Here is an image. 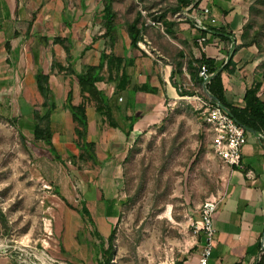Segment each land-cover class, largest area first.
<instances>
[{"label":"rangeland","instance_id":"374dc122","mask_svg":"<svg viewBox=\"0 0 264 264\" xmlns=\"http://www.w3.org/2000/svg\"><path fill=\"white\" fill-rule=\"evenodd\" d=\"M63 1V14L72 23L95 35L104 31L105 0ZM175 5L176 0H114L119 38L129 39L127 24L138 9L158 17ZM251 5L243 29L252 24L250 33L264 56V6L251 11ZM146 38L148 54L166 62L148 33ZM21 87L16 85L17 94ZM171 102L156 122L136 133L119 178L86 199L77 174L93 167V160L74 162L66 151L55 158L23 125L19 100H0V264H98L106 258L101 246H108L113 230L110 264H187L198 255L205 235L196 221L202 204L223 192L228 167L214 154L195 99ZM83 201L94 223L81 216Z\"/></svg>","mask_w":264,"mask_h":264},{"label":"crops","instance_id":"0c3cea01","mask_svg":"<svg viewBox=\"0 0 264 264\" xmlns=\"http://www.w3.org/2000/svg\"><path fill=\"white\" fill-rule=\"evenodd\" d=\"M204 1L203 7L211 6L213 16L217 18V24L210 26L212 32L206 34L204 43L199 41L201 29L194 22L192 9L171 10L163 18L172 22L168 27L174 31V36L165 31L162 21L152 24L149 19L152 20L153 15L150 18L141 9L137 10V15L138 12L142 15L139 25L146 22L144 36L148 33L161 48L162 57L166 59L163 63L140 48L131 47L130 37L119 38V32L111 47L105 29L95 35L91 28L79 27L78 21L72 23L63 14V0H0V85L3 86L0 100L12 97L19 100V115L25 120L23 125L34 136V114L36 111L42 114L47 109L36 73L39 69L49 73L46 67L50 66L51 97L56 103L50 116V127L60 155L63 151L69 155L79 154L75 143L77 122L65 107L69 91H72L73 105L86 102L87 140L95 142L97 156V162L92 161L93 167L77 174L84 184L86 199L96 196V190L119 178L118 167L126 159L134 136L156 122L171 101L183 96L178 91L179 86L193 83L194 92L208 94L204 82L197 85L191 77L186 67L187 59H200L203 55L213 59L217 69L222 70L226 98L234 106L243 107L246 90L256 85H259L257 95L264 101V56L255 43L242 44L248 9L255 0ZM88 23L86 20L84 24ZM57 36L66 38L65 43L71 46L70 61L64 46L53 42ZM103 51H113L116 57L129 59L123 69L129 77L125 89L115 92L113 80L97 83L110 98L117 127L99 120L94 99L87 91L83 97L76 75L86 65L99 64ZM179 51L184 52L182 69L176 64L181 59ZM230 59L232 64L226 66ZM193 65L197 66V63ZM112 70L115 74V67ZM109 71L105 64L103 74L108 76ZM17 84L22 85L19 94ZM136 85H145L155 91L136 90ZM131 128V134L127 136L125 130ZM227 169L223 187L225 196L213 219L216 234L208 264H254L264 252V141L255 132H250L243 150L242 167ZM51 183L54 185L53 180ZM203 246L187 264H199ZM3 264L10 263L5 261Z\"/></svg>","mask_w":264,"mask_h":264},{"label":"trees","instance_id":"16d2710c","mask_svg":"<svg viewBox=\"0 0 264 264\" xmlns=\"http://www.w3.org/2000/svg\"><path fill=\"white\" fill-rule=\"evenodd\" d=\"M113 2L114 0H105V5L103 8V26L105 29V36L109 38L111 47L114 46L118 37V27L116 23L117 14L113 9ZM204 2V0H176V5L174 8H172V10L174 12L186 10L190 6L202 8L203 5H205ZM260 6H264V0H256L250 7L251 11L260 10ZM141 16V12H138L136 18L132 22L127 24V32L130 37L131 47L140 48L138 42L144 37L143 29L145 27L146 22L144 21L141 26L139 25L141 23ZM165 16L166 15L153 17L152 20L156 22V24H158L159 21H162L165 25V31L171 36H174V31L170 30L168 27V25L172 24V22L165 21L163 19ZM30 26H32V22ZM252 27L253 26L251 23H248L244 27L242 32V44L257 43L256 37L252 36V34L250 33V29ZM53 42L60 43L64 46L67 52V59L70 61L72 59L71 46L65 43L66 38L57 36L53 38ZM143 52L146 53L145 51ZM179 53V57H181V59H179L176 64L180 69H182V58L184 56V52L179 51ZM194 62L197 63V66L193 65ZM105 64L110 70L108 76H105L103 74ZM128 64V58L116 57L113 51H111L110 53H106L105 51H103L101 53L99 64L86 65L83 67L81 72L76 73L83 97H86V95H84L86 91L89 92L91 97L95 101V108L97 115L99 116V120L101 122L108 123L113 127H117L118 124L114 121L112 117L110 98L104 90L98 88L97 83L103 80H113L115 82V92H119L125 89L128 84L129 77L123 69ZM215 64L216 63L213 59L207 58L203 55L200 59H187L186 67L191 73V77L196 80V84L200 85L204 82L208 94L218 99L223 105H225L239 122L250 128L254 132H262L264 134V101L260 99V97L257 95L259 85H256L255 87L246 90L244 96L245 104L243 107L234 106L226 98L222 79V70H218ZM230 64H232L231 59L228 61L226 66ZM201 65H206L210 74L216 72L215 74L211 75L208 81H204V79L199 76V69ZM60 67H62L61 64ZM112 67H115L116 69L115 74L112 73ZM36 79L39 90L45 97L44 105L45 107H47V109L42 114H40L38 111H36L34 114V138L36 140L44 141V143L49 147L51 153L55 156V158L62 159L61 155L57 152L54 146L53 132L50 127V116L56 108V103L51 97L52 89L50 87L49 82L50 75L49 73H46L43 69H39L36 73ZM135 89L155 91V89L149 88L145 85H136ZM193 92H190V94H192ZM186 93L187 92H185V94ZM65 107L72 112L73 119L75 122H77V127L75 129L77 139L75 140V143L81 151L78 156L71 153V158L73 159V161L76 162V159L85 158L87 156L89 159H92L94 162H97V156L95 152L96 144L95 142L87 140L88 121L86 114V102L83 101L77 106L73 105L72 91H69ZM131 130L132 128L129 130H125V134L129 136L131 134ZM57 194L61 196L64 200H66L59 190L57 191ZM79 212L86 223H94L91 211L85 201H83V205ZM96 234L101 237V234L98 230L96 231ZM114 237L115 231L113 230L107 238L108 246L105 247V244L102 243L101 251L106 256V258L105 260L100 259L98 261V264H110V260L113 256ZM254 264H264V252Z\"/></svg>","mask_w":264,"mask_h":264},{"label":"built area","instance_id":"2783aa9c","mask_svg":"<svg viewBox=\"0 0 264 264\" xmlns=\"http://www.w3.org/2000/svg\"><path fill=\"white\" fill-rule=\"evenodd\" d=\"M189 9L194 10V22L201 29L199 41L200 43H204L207 40L206 34L212 32L210 26L217 24V18L213 16L211 6L202 8L190 6L188 7ZM150 22L156 24V22ZM158 24L160 23L158 22ZM138 45L140 49L149 53L147 46L150 47V45L146 36L138 42ZM199 75L204 81H208L212 74L208 72L206 65H201ZM178 91L183 95L181 98H194L198 104V108L203 109L205 122L211 132L212 148L218 160L231 169H234V167H242L243 150L248 142L249 133L254 131L239 122L231 111L218 99L209 94L202 95L193 92V83L182 84L179 86ZM191 91L193 92L192 94H190ZM185 92L187 93L185 94ZM255 133L264 141V134L262 132ZM224 196L225 193L222 192L220 195H215L207 199L202 204L200 219L196 221L198 229L205 235V244L201 251L199 264H208L213 252L216 234L213 219Z\"/></svg>","mask_w":264,"mask_h":264}]
</instances>
